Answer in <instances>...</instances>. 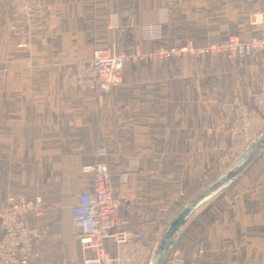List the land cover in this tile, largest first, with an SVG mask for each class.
<instances>
[{"label": "crops", "instance_id": "1", "mask_svg": "<svg viewBox=\"0 0 264 264\" xmlns=\"http://www.w3.org/2000/svg\"><path fill=\"white\" fill-rule=\"evenodd\" d=\"M111 15L134 33L126 51L142 55L264 38V0H36L28 15L0 0V209L12 197L42 196L43 217L25 219L41 233L29 264H81L69 207L91 189L82 169L98 147L107 150L111 187L124 177L135 183L118 213L127 228L150 234L177 211L153 234L160 239L193 205L172 249L186 258L202 250L197 264H264V151L250 146L224 171L214 166L228 145L224 100L238 87L250 102L264 77V49L245 61H134L106 96L70 88L67 63L118 41ZM157 24L161 38L144 40L142 26Z\"/></svg>", "mask_w": 264, "mask_h": 264}, {"label": "built area", "instance_id": "2", "mask_svg": "<svg viewBox=\"0 0 264 264\" xmlns=\"http://www.w3.org/2000/svg\"><path fill=\"white\" fill-rule=\"evenodd\" d=\"M8 1L18 14L28 15L36 9V0ZM109 23L116 31L118 41L94 48L88 60L67 63L65 77L70 88L81 93L95 92L106 96L121 87L124 68L134 61L147 63L151 59L163 61L184 57H223L228 62L245 61L252 58L256 51L264 49V38L261 36L248 40L230 37L223 42L203 46L185 44L142 55L135 48L126 51V48L135 46L134 33L128 26L119 25L117 15H111ZM160 28L158 24L143 25L142 38L159 40ZM224 102L230 107L232 117L226 129L228 145L214 164L219 172L246 152L264 131V77L249 103L238 87L232 90ZM94 158L92 164L82 169V174L91 178V189L76 194L74 203L69 207L71 225L82 251L83 264H150L155 240L142 229L127 228L118 217L121 207L130 204L135 183H130L124 177L114 189L110 185L111 177L106 163L107 150L98 147ZM29 213H34L38 219L43 217L40 194L33 199L12 197L0 209V264H29L39 257L36 245L41 233L26 225L25 219ZM202 254L203 251L197 249L186 258L182 249L175 247L163 264H197Z\"/></svg>", "mask_w": 264, "mask_h": 264}, {"label": "water", "instance_id": "3", "mask_svg": "<svg viewBox=\"0 0 264 264\" xmlns=\"http://www.w3.org/2000/svg\"><path fill=\"white\" fill-rule=\"evenodd\" d=\"M251 150L256 152L264 151V131L255 143L251 145ZM245 153V152H244ZM243 153V154H244ZM242 154V155H243ZM241 155V156H242ZM193 205L186 207L181 213H179L172 223L167 227L165 232L161 235L156 250L153 252V260L150 264H163L168 253L171 251L175 244V237L179 233L180 229L187 222L189 213L191 212Z\"/></svg>", "mask_w": 264, "mask_h": 264}, {"label": "rangeland", "instance_id": "4", "mask_svg": "<svg viewBox=\"0 0 264 264\" xmlns=\"http://www.w3.org/2000/svg\"><path fill=\"white\" fill-rule=\"evenodd\" d=\"M167 202V201H166ZM178 204H182V201H170V207H177ZM173 214L172 215H165L164 217H162V222L160 223V226L157 225L156 229L154 231H149L150 234H148V236L150 238H152L153 240H155V247H154V251L156 250V247L158 245V242H159V238L158 237H154L153 234H155V232H159L157 233L158 236L159 234L166 228L167 226V223H169L173 218H174V214L177 212V211H174L173 210ZM158 228V229H157ZM148 233V232H147ZM153 260V258H152ZM152 260H151V263H152ZM68 264H71L70 262ZM72 264H79V263H72ZM81 264H83V258H81Z\"/></svg>", "mask_w": 264, "mask_h": 264}]
</instances>
